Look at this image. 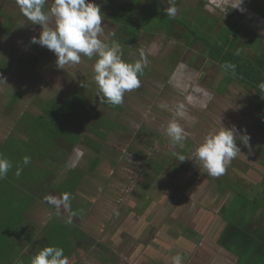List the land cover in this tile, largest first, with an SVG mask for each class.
<instances>
[{
  "label": "rangeland",
  "instance_id": "obj_1",
  "mask_svg": "<svg viewBox=\"0 0 264 264\" xmlns=\"http://www.w3.org/2000/svg\"><path fill=\"white\" fill-rule=\"evenodd\" d=\"M130 1L91 0L100 7L103 15L104 30L99 36L100 39L107 44L118 42L122 49V59L128 63L141 59L142 49L147 60L140 77L145 80L144 85L133 90L131 96L125 94L123 104L113 106L101 104L96 97L93 65L97 57L89 59L82 55L79 64L59 68L56 64L57 57L52 51L31 43L33 36L39 37L42 26L32 24L21 13L16 0H0V77L5 80H0V154L13 164L7 177L0 179V220H4L6 216L8 218L14 209L21 212L16 214L21 219H18L19 229L13 232L19 235L15 243L26 246L24 243L28 242L36 246L34 252L29 250L30 247H24L23 255H30L31 252L34 255L39 249L47 247L48 237H51L54 238L52 241L69 240L71 247L67 250L73 256L70 264H112L111 259H102L105 250L103 246L110 247V241L108 234H104L107 235V243L102 242L104 232H100L101 228L118 221L134 225L153 222V226L158 227V221L153 219L154 215L153 218L146 215L148 219L144 220L145 210L150 208L147 199L155 198L153 194L158 197L161 194L179 193L186 210L191 208L189 200L197 197L194 203H198L204 211L210 208L214 214V227L219 228L222 219L233 216L238 206L244 203L237 197L233 199L226 215L222 214L225 205L236 194L231 191L230 186L237 191L240 188L249 191L255 187L252 183L247 184L246 180L231 182L228 172L226 177L210 176L213 180L209 179L202 167L200 171L203 173H200V180L195 186L193 182L188 184L191 178L187 176L192 171L193 175H197L199 170L194 162L198 142L202 143L209 133L221 130L224 121L226 122L225 106L219 105V102L227 98V95V102L232 100V104L237 101L234 95H245L238 99L239 103L252 97L249 90L244 93L234 85L227 90L223 85L226 74L222 70L203 67L201 71H197L194 67L202 60L199 57L197 61V56L204 52L202 46L205 43L214 46L213 43L219 41L225 28H231V31L238 29L243 16L240 9L233 10V5L238 4L239 0H231L232 3L230 1L222 10L216 9L215 3H211L209 10L205 9L201 2L203 0H170L175 7L179 5L182 8L181 13L174 19L171 18L175 25L168 21L169 18L164 12L169 6L168 0ZM251 1L264 15V1ZM53 3L54 0H47L45 10H49ZM151 3L156 9V15L148 14L150 17L148 23H145L144 14ZM196 4L199 9L194 8ZM240 8L245 10L243 3ZM206 11L211 12L212 17L204 15ZM136 27L140 29V34L130 36L138 33ZM187 28L194 30L196 36L192 38L187 32L182 35ZM258 31L264 32V29ZM205 48L206 53L207 50L211 53L210 48ZM30 56H34V70H31L25 60ZM9 60H14L12 65L3 68ZM180 62L189 67L193 66L191 71L186 67L184 71ZM27 68L28 71L25 70ZM147 68L150 69L149 72L145 70ZM187 71L189 74H186ZM210 83L214 87L210 93L201 95L194 91L197 86H203L206 90L205 86L209 87ZM18 90L20 95L11 104V99ZM189 94L194 96L193 104L186 100ZM215 94H218V102L215 101ZM56 97L62 99H55ZM202 97L206 106L200 111L197 110L195 102H201ZM181 102L186 105V116L177 117V121L188 133V137L183 142V148L177 145L174 150L170 147L165 129L174 116L176 104ZM253 102L250 103L254 106ZM161 105L167 107L162 108ZM46 108L54 111L58 119L56 124L60 122V127L66 125L65 115H79L77 109L85 116L95 113L94 116L102 118L97 120L98 124L93 122L92 126H79L73 122L68 131L60 134L51 124ZM37 116L42 118L43 125L50 132L44 134L31 131L30 126ZM200 122L204 127H199ZM100 133L103 136L98 135ZM188 141L193 142L194 147L191 148L192 144ZM74 149L80 150L83 155L77 156ZM173 152L181 153L189 159L180 162ZM24 156H29L31 162L23 167L22 174L17 177L16 168L18 164L22 165ZM190 163L192 165L189 166ZM203 175L206 178H202ZM235 178L237 180L240 177ZM224 185L231 194L229 190L227 192L222 188ZM65 192L71 193V210L76 213L71 224L66 222L67 212L61 209L57 214L55 207L44 199L45 196H59ZM210 192L214 194L207 199V193ZM245 198V203L250 202L251 215L255 216L258 210L252 204L253 194L249 193ZM138 202L141 205H135ZM129 203L134 210L126 216L117 215L118 210L125 213ZM256 203L261 204L262 209L264 200L259 199ZM117 216L119 217L116 219ZM244 224L249 225L251 221L245 220ZM50 227L51 231H48ZM70 228L73 232L66 235L64 231ZM1 231L7 232L5 223L2 222L0 246L5 245L2 243L5 242V235ZM35 235H38L39 243L36 242ZM102 243L105 244L102 246ZM85 249L87 256L91 250L97 259H84ZM247 256L249 254H243L242 259H247ZM9 261L11 264H31V259ZM118 261L121 259L114 260L113 264H128L116 263ZM217 261L219 264L220 260Z\"/></svg>",
  "mask_w": 264,
  "mask_h": 264
},
{
  "label": "crops",
  "instance_id": "obj_2",
  "mask_svg": "<svg viewBox=\"0 0 264 264\" xmlns=\"http://www.w3.org/2000/svg\"><path fill=\"white\" fill-rule=\"evenodd\" d=\"M132 1L133 0H131L130 3ZM230 1L231 0H203L201 2H203L204 8L207 10L210 9H208V7H211V3H215V5H217V7H215L216 9L222 10V7L230 3ZM259 1L263 2L264 0ZM243 5L245 10H240L242 12L243 18L241 21L242 23L240 25L237 24L238 29L236 28L235 31H231V28H225V32L223 33V35L221 34L219 36V41L213 43V45L216 46L221 39L226 40V47H224V52H228L230 50L229 41H232L233 39H235V37L238 36L239 38L237 43L234 45V49L236 50V52L238 49L240 50L239 56L246 62L255 63V61H257L258 59L264 60V32L258 31L264 29V15L263 11L261 9L259 10L257 6H254V3L251 0H243ZM150 6H152V3L147 6V13L144 14L145 23H148L147 20L150 17L149 15L151 14ZM156 6H159V4H157ZM198 7L199 6L196 4L194 8L199 9ZM194 8H192V10ZM177 9L178 15L179 13H181L182 8L180 9V6L177 5ZM262 9L264 10V8ZM233 10L237 9L233 8ZM206 14L208 15V17H212L211 12L206 11L204 15ZM162 18L164 17L162 16ZM168 21L173 22L172 25L174 24V21H172L171 18H169ZM136 30L138 31V33L130 35L129 32V35L138 36L141 31L138 27H136ZM177 34L178 33H176V35ZM211 36H213V34H211ZM191 37L193 38V36ZM227 42L229 43L227 44ZM209 45L211 44L205 43V46H202L204 52L197 56V61L199 57H202V60L198 61V65L194 66L195 68H197V71L203 67H210L211 69H216L219 71L222 70L226 74L223 77V85H225V88H227V90L228 88L230 89L231 85H234L244 93L249 90L252 95V97L250 96L251 99L245 98L246 101H240V103L238 99L243 98L245 95H234V98H236L237 100L234 104L231 103L232 100H229L227 102L228 95L227 98L222 99V102H219V105L223 104V106H225L224 118L226 122L224 121L223 127L231 128L233 125H235L241 130L246 128L247 133L251 136L250 143L252 146L251 154H249L248 148L244 147L242 144H240L239 141H237L238 146L241 147V153L238 154L231 161V163L226 166V171L220 176L226 177V173L228 172L230 175L231 182L232 180L235 182L246 180L247 184L252 183L255 185V187L253 190L249 191H245L244 188H240L237 191L230 186L231 191L235 192L236 194L234 198H231L230 203L228 205H225L224 212L222 214L224 216L226 215L227 209L229 210L231 208L233 199L235 200L238 197L241 201H244V203L242 202L240 206H238L239 208L234 211L233 216L230 215V217L228 218L225 216L224 219H222V221L220 222L219 228L214 227V214L212 213L210 208L204 211L198 206V203H194V199H196L197 197L191 199V201L189 200L191 208H187L186 210V206L182 203L183 199H181L179 193H171L168 195L161 194L158 197L153 194L155 198L152 199L154 200H150V198L147 199L150 202V208H147L145 210L144 220L148 219L146 215H149V217L151 216V218H153L154 215L155 218L153 219H156V221H158V227L153 226V222L151 224L146 223L144 225H134L130 223L124 224L118 221L117 223H114L111 226H103L101 228L100 232H104L103 235L108 234V241H110V244H108L110 247H106L105 245L103 246V244L107 243V235L102 236V242H105L102 243V246L105 249L103 251L102 259H111L110 261H113L112 264L114 263V260L116 261L117 259H121V261H118L116 263L127 262L128 264H171V259L176 254H180L183 257L182 264H218L217 260H220V263L222 264H264V259H262L261 251V249L264 250L262 246V243L264 242V204H262L261 209V204L256 203L259 199L264 200V156H262V154H264V90L258 88L259 84L251 85L248 80L239 77L238 75L229 73V70H225L219 60L220 58L214 59L213 56H211V53L208 52V50L206 53L205 47H208ZM215 49L218 50L219 47ZM206 55L207 57H205ZM32 58H34V56H30V58H27L25 60L28 61L31 70H34V67H36V63ZM13 61L14 60H9L8 62L4 61L5 66L3 68L11 66ZM148 61L150 63V60ZM0 67L2 68V65H0ZM180 67H183L184 71L186 68L191 71V67L193 66L189 67V65L181 63ZM25 70L28 71L29 69L27 68ZM258 70L263 71V69ZM186 74H189V71H187ZM194 88L200 89L198 93L203 95L204 93H208L210 90H213L211 88L214 87H212L210 83L209 87L205 86L206 90L203 88V86H197ZM20 90H18L16 94L20 95ZM229 93H231V90L229 91ZM215 95V101L218 102V94ZM80 97L82 98V96ZM55 99L62 98L56 97ZM251 101L254 103V106L251 105ZM195 105L197 107V110L202 111L206 106V101L204 97H202L201 102L196 101ZM77 114L79 115H75L74 120L76 121H74V124L81 126L82 124H84V119H86V116L84 114L79 113L78 109ZM70 115L71 114H67V117ZM198 125L200 128L204 127L202 122H200ZM95 132H97V129H95ZM98 135L102 134L100 133ZM188 143L192 144L190 146L191 148L194 147L193 142L188 141ZM200 144L201 143L198 142V145ZM173 149L176 150L175 148ZM188 165L190 166L192 165V163ZM193 173L194 171H192V174L187 175L191 178V181L188 184L191 185L193 182L195 186L196 183L200 180V173L203 172H201L199 169L197 171V175H193ZM238 176L240 178L236 180L235 177ZM207 177L209 179H212L210 176ZM202 178H206V175H203ZM222 188L226 189L227 192L229 190L225 187V185ZM249 193H252L254 197L252 198V204L254 203L257 206L258 211L257 213L255 212V216L251 215L250 202L247 201L245 203V197ZM213 194L214 192L207 193V199H210V196H212ZM140 202L135 203V205H141L142 202ZM178 205L180 206L177 207ZM209 206L211 205L209 204ZM131 210H134V208L133 205L129 203L125 213H122V210H118L117 213L121 214L122 216H126L130 213ZM202 213H204V216ZM201 215L202 217L200 218ZM118 217L119 216H117L116 219ZM116 219H114V221ZM245 220H250L251 224H244ZM230 222L238 224L241 229L245 228L247 235H251V237L253 236L252 238L257 241L256 247L258 246V251H252L254 249L253 244L247 245L245 247L244 243L241 242V240H237L235 242L238 244V246H240L241 244V246L238 247V250L232 251L220 245L219 239ZM5 226L7 230L10 231L7 224H5ZM17 229H19V226L16 227L15 231H17ZM48 231H51V227ZM72 232L73 230L71 228L64 231L66 235H71ZM217 233H219L218 236ZM9 235L3 237V240H5V242L3 243H5L8 249H6V254H3L2 258L0 259H31L35 254L40 251V249H37L38 252L32 255V252L36 250V246L28 242L24 243L26 244V246L22 243L19 245L15 243V240L19 238V235L17 236L16 233H13L11 236ZM35 236L36 242L39 243L38 235ZM53 239L54 238L48 237L47 246L49 245L61 247L64 249L65 255L68 256L69 259H73V256L71 255L70 251L67 250L71 247V243L69 242V240L67 242H63L61 239L52 241ZM243 245L244 249L242 248ZM24 247H30L29 250L32 251L30 255H23ZM84 252V256H86L84 259H97V256L95 254L92 255L91 250L89 251L90 253L88 256L86 249ZM243 254H249V256H247V259H242ZM259 256L261 257V259L258 258ZM1 262L2 264H11L9 262L5 263L2 260Z\"/></svg>",
  "mask_w": 264,
  "mask_h": 264
},
{
  "label": "clouds",
  "instance_id": "obj_3",
  "mask_svg": "<svg viewBox=\"0 0 264 264\" xmlns=\"http://www.w3.org/2000/svg\"><path fill=\"white\" fill-rule=\"evenodd\" d=\"M47 0H16L21 13L32 24L42 26L39 37L33 36L32 44H38L52 51L57 57L56 64L63 69L65 65H76L81 62V56L89 59L97 57L93 65V80L97 87L96 97L101 104L119 106L123 104L125 94L141 87L140 77L143 75L147 63L145 52L140 51L141 59L135 63H128L122 59L121 45L113 41L107 44L98 38L103 33V19L99 6L91 0H54L52 7L45 10ZM243 0L234 4V9H240ZM164 9L167 18L174 19L178 13L177 7L171 4ZM207 7V5H206ZM242 11V9H240ZM52 25V26H50ZM240 50H237L239 55ZM225 70L235 73L236 65L225 62L222 66ZM0 80H4L0 77ZM258 88L264 90V81L259 83ZM199 92L200 89H194ZM206 94V93H205ZM189 104L194 103V96H186ZM166 108L167 105H161ZM186 116V105L181 102L176 104L174 116L168 122L165 134L170 140V147H184L188 133L178 123L177 117ZM251 136L247 129H239L235 125L231 128L222 127L221 130L211 132L205 136L203 142L197 146L194 152V162L203 172L211 177H219L226 171V166L241 153V147L237 141L248 148L251 154ZM77 156L83 153L74 149ZM178 161L184 162L189 159L185 155L173 152ZM31 162L29 156H24L22 165L18 164L15 175L19 177L23 167ZM12 162L0 154V179L7 177ZM71 193H62L59 196H45V202L54 206L57 214L63 209L68 213L67 223L73 222L76 213L71 210ZM118 215V213H117ZM183 257L176 254L171 259V264H182ZM31 264H70V259L65 255L64 249L57 246L42 248L31 258Z\"/></svg>",
  "mask_w": 264,
  "mask_h": 264
},
{
  "label": "trees",
  "instance_id": "obj_4",
  "mask_svg": "<svg viewBox=\"0 0 264 264\" xmlns=\"http://www.w3.org/2000/svg\"><path fill=\"white\" fill-rule=\"evenodd\" d=\"M150 13H151V15L155 16L156 9L153 8L152 6H150ZM186 32L193 37L196 36L194 30H190L189 28H187L186 31L183 33V35H185ZM238 38L239 37L237 36L232 41H229L230 42V44H229L230 50L228 52H224V47H226V40H223V39H221L220 42L217 43L216 46H210V47L208 46L210 48L211 56H213L214 59L220 58L219 60H220L222 65H224L225 62H230L232 64H235L236 69H235L234 75H238L239 77H242V78L248 80L251 85L252 84H259L262 81H264V60L258 59L257 61H255V63H253V62L250 63V62H246L239 55H237V52L234 49V45L237 43ZM229 42H227V44ZM217 47H219L218 50L215 49ZM258 69H263V71L258 70ZM229 73L233 74L231 70H229ZM18 96H19V94H16L14 97L10 96V97H13L11 99V104H13L16 101ZM46 113H47V116L51 119V124L56 129L55 131L58 133H60V132L63 133V131H65V130L68 131L67 129H69V127H71L72 123L74 121H76V120H74L75 116H73V114L68 116V117H67V115H65L64 118H65L66 125L64 127L63 126L60 127V122L56 124V121L58 119L55 117L54 111H52L51 109H46ZM25 119H27V117H25ZM34 120H35L34 123L31 122L32 123V125L30 126L32 128L31 131H33L34 133L40 131L41 133H44V134H47V132H50V131H48L49 128H47V126L43 125L44 123H43L42 118L40 116L35 117ZM11 129L13 131H15L14 127H12ZM62 133H60V134H62ZM100 136H103V135H100ZM74 140H76V139H74ZM10 213L11 214L8 216V218H6L2 221L0 220V222L7 224V226L9 227V230H10V231L7 230V232L1 231V233L4 234L5 236L9 235V234H10L9 236H11L13 234L14 230H16V227L19 226V224H20L18 222V219L20 217H16L17 216L16 214H21V212L15 211V209H14L13 212H10ZM22 214H24V212H22ZM252 237H251V235H247L245 228L241 229L238 224H236L234 222H230L228 224V226L226 227L225 231L222 233V235L219 239V243L222 247H225L226 249L233 251V250H238V247L241 246V244H240V246H238V244L235 242L237 240H239V241L241 240V242L244 243L245 247L247 245L253 244L254 249L252 251L256 252V251H258V249H257L258 246L256 247L257 241H255V239ZM1 239H2V237H1ZM1 245L2 246H0V258H2L3 254L4 255L6 254V249H8L6 245H4V244H1ZM244 245L242 246L243 249H244ZM262 246L264 249V242L262 243ZM261 251H262V259H264V250L261 249ZM258 258L261 259L260 256ZM1 260L4 261L5 263H8V262H10L9 260H12V259H1Z\"/></svg>",
  "mask_w": 264,
  "mask_h": 264
},
{
  "label": "flooded vegetation",
  "instance_id": "obj_5",
  "mask_svg": "<svg viewBox=\"0 0 264 264\" xmlns=\"http://www.w3.org/2000/svg\"><path fill=\"white\" fill-rule=\"evenodd\" d=\"M21 15V14H20ZM23 16V15H22ZM202 16V15H201ZM23 19V18H22ZM25 21V20H24ZM26 22V21H25ZM139 56V55H138ZM149 68V67H148ZM145 69L147 72H149V70L150 69ZM144 82H145V80L143 79V80H141V86H143L144 85ZM127 94V93H126ZM128 94H129V96H131L130 94H131V92H128ZM95 114V113H94ZM94 114L93 115H88V116H86V119H84V124L85 125H90V126H92L93 125V122H94V124H98V119L100 120L102 117H97V116H94ZM22 257H25V256H22ZM23 261H24V259H23Z\"/></svg>",
  "mask_w": 264,
  "mask_h": 264
}]
</instances>
